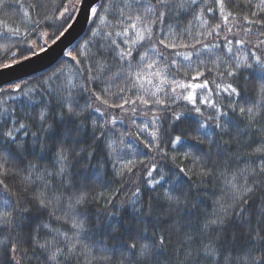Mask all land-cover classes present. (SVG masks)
<instances>
[{
	"label": "snow or ice",
	"instance_id": "1",
	"mask_svg": "<svg viewBox=\"0 0 264 264\" xmlns=\"http://www.w3.org/2000/svg\"><path fill=\"white\" fill-rule=\"evenodd\" d=\"M0 14V264H264V0Z\"/></svg>",
	"mask_w": 264,
	"mask_h": 264
},
{
	"label": "water",
	"instance_id": "2",
	"mask_svg": "<svg viewBox=\"0 0 264 264\" xmlns=\"http://www.w3.org/2000/svg\"><path fill=\"white\" fill-rule=\"evenodd\" d=\"M79 15V22L76 25V30L72 33L71 36L68 37L67 40L63 41V46H66L67 48H69L70 46H72L86 31V28L89 25V21H86L84 18L83 14H78ZM54 48H56L57 52L59 51V48H57L56 46H53ZM51 66H53V64L48 63L45 65H41L40 63L36 64L35 67L38 69V71L36 73L42 72L48 68H50ZM34 73V74H36ZM33 75V74H31Z\"/></svg>",
	"mask_w": 264,
	"mask_h": 264
},
{
	"label": "trees",
	"instance_id": "3",
	"mask_svg": "<svg viewBox=\"0 0 264 264\" xmlns=\"http://www.w3.org/2000/svg\"><path fill=\"white\" fill-rule=\"evenodd\" d=\"M0 15H2V14H0ZM91 27H95V25H93L91 23V21H90L86 32L72 46H70L69 48H74L76 44L80 43L83 39H85L89 35V29ZM22 31H23V29H22ZM31 39H37V37L33 36V37H31ZM0 43H3V41H0ZM13 43H14V41H13ZM0 55H2V53H0ZM65 60H66V58H65ZM53 67H54V65L51 66L50 68L42 71V72H49V71L52 70ZM40 73L41 72H39L37 74H34L32 76L39 75ZM25 78H29V77H25ZM197 82H199V81H197ZM209 86L211 87V85H209ZM113 115L124 116L125 114L124 113L113 112ZM136 119H137V123H140L142 117H137ZM116 130L118 132H125V131L126 132H132V133H135L136 132V128L131 125L130 120H128L127 118L124 119V122L122 124L118 123L116 125Z\"/></svg>",
	"mask_w": 264,
	"mask_h": 264
},
{
	"label": "bare ground",
	"instance_id": "4",
	"mask_svg": "<svg viewBox=\"0 0 264 264\" xmlns=\"http://www.w3.org/2000/svg\"><path fill=\"white\" fill-rule=\"evenodd\" d=\"M88 28V27H87ZM87 28H86V30H87ZM86 32V31H85ZM37 74V73H36ZM34 75V74H33Z\"/></svg>",
	"mask_w": 264,
	"mask_h": 264
}]
</instances>
